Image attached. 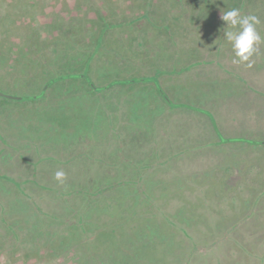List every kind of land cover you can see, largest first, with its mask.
Returning <instances> with one entry per match:
<instances>
[{
    "label": "crops",
    "instance_id": "0c3cea01",
    "mask_svg": "<svg viewBox=\"0 0 264 264\" xmlns=\"http://www.w3.org/2000/svg\"><path fill=\"white\" fill-rule=\"evenodd\" d=\"M153 2L154 5L149 9L148 14L144 12L137 13L136 15L128 17L127 20L118 18L114 22L109 23V27L103 31L100 40H97L96 37L95 43H90L93 46L91 49L93 52L90 51L89 53H93V57L84 69V72H88L87 76L95 78L96 81H99L96 85L102 86L103 88L116 85L102 84L107 83L110 79H114L110 77L112 73H115L117 76H122L125 80L131 77L129 71L134 67H137L140 73L145 72L143 74L145 79L140 80L141 78H134L135 80L132 83H118L117 96L119 106L116 109L117 114L114 115V119L112 118V125L114 120L116 122L113 125L114 129L116 128V135L112 132L109 137L114 139L115 136L119 135L122 139H127V152L130 156L126 164L123 165L125 168L119 172L118 178L110 175V181H120L123 178H127L126 182L143 180L145 190L154 200V204L149 205L150 208L145 209V212L147 214L159 215L158 219L151 221L160 227L159 231L164 237L161 240L165 242L164 247H162V243L159 244L157 242L158 240H154V243H157L156 246L151 245V249L149 248V250L145 249L142 252H134L133 256L134 260L136 259V264H147L150 261L158 262L162 259H167L170 263H176V261L182 258L185 253L183 250H188V246L190 245V239L184 233V228L186 230H189V228L191 230L197 229L193 225H196L201 220L197 217L199 215L197 210L204 206V198L210 200L209 204L213 205L212 210L214 212H216V205H220L221 203L227 205H221L222 208L217 207L218 212L221 213V217L219 221L216 220L213 222L214 224L217 223L215 226L210 227L206 224V221L204 222L206 230L209 232L208 235L213 237L215 232L211 233L210 231H223V229L233 223V226L237 229L235 235L239 237V243L246 245L250 242H245L247 240V235L244 233L246 230H242L241 223L244 216L245 218L248 216V219L254 223L255 227L253 233L248 234L254 236L255 242L260 238L264 239V233L262 231L260 232V228H264V205L258 207L259 209H255L251 215H248L249 208L241 203V199L243 201L250 197H257L258 190L262 191L264 189V185L262 184V181H264V162L262 161L264 160V141L240 137L226 138L221 134L222 128L219 130V127L214 123V116L220 118V121L225 120L226 114L233 105L232 103L236 101L232 100L234 94L238 96L245 95L242 91L238 90L242 89L249 82L259 88H261L259 85L264 86V41L256 46V51L249 62L234 64L232 62L234 53L231 44L228 42L226 47L223 45L225 35L223 36V41L222 39L220 40V35L217 38L218 41L213 39L215 37L214 31L219 34L221 33L220 26L221 22H223L221 21V15L224 13L222 1H208L207 4L211 5H205V0H183L185 7L194 2L197 5L201 4L199 8L207 13V16L204 13L203 18L199 21L207 26V33L203 34L199 33V23L196 21L193 22L194 20L192 18H188L190 16L189 12L197 13L193 7L191 9L189 8L185 14L181 13V10L184 11L185 9L179 6V0L176 1L172 8H166V0H156ZM169 20L171 22L169 26L166 25V28H168L166 30L162 26L167 24ZM191 24L197 26L198 29H196V32L185 30ZM97 27L98 24L96 21L94 24L92 23L91 29ZM229 29L232 30L230 27ZM257 31L264 38V32L260 24L257 25ZM208 32H212L211 38H209ZM200 38L203 39L201 43L199 42ZM195 41L196 44H194ZM226 42L227 40H225ZM66 47L62 48L64 50L62 51L64 60L58 65L59 70L66 76L60 84L59 82L55 83L56 81L50 82L52 77H55L54 73H56L53 63H48L45 67H43L44 65H37L33 62H29V64H26L27 62H20L21 64H17L19 67L14 71L16 72L15 79L17 81L13 82V89H20L24 84L32 85L35 81H38V86L31 90L33 91L31 95L20 96L15 94V99L39 97L43 101H47L48 106L45 113L40 111L37 115L35 113L20 112V116L13 122H20L22 125L21 127L24 132L16 133V138L19 137L17 139L21 140L20 143H25L24 148L26 147V151H30L28 146L30 147L33 144H29L30 140H27L28 138H37L42 144L48 143L51 145L49 148L54 149V151L48 149V144L44 150L50 152V155H54L52 158H56L57 163L63 165L62 171L76 180L74 173L76 169L73 168L77 162V158L73 162L72 160L80 153L79 150L81 149L79 144L81 141L77 138L76 140L73 139L72 136H68V132L72 131V133H75L80 129L76 131L71 125V113L75 114L79 112L82 104L86 105V108L94 105V99H92V88L86 84V81H83L81 84L80 81L82 78L79 79L78 76H71L68 73L71 70L70 57L73 52ZM19 49L15 48V51H19ZM46 49L48 51H46L47 54L52 53L49 48ZM40 53L37 51L36 55ZM209 55L215 59V62L210 61ZM198 61H201L206 68L203 70L198 68L196 65ZM222 62H225L235 73L224 67L223 65L225 63ZM248 63L251 64L250 67ZM24 64L26 66H21ZM31 66L32 69H30ZM47 66H50V68ZM195 66H197L196 69L194 68ZM243 71L245 72L244 74L242 73ZM156 72L159 73L155 75ZM20 76H24V81L18 80ZM237 76L242 79L235 78ZM232 78H235L234 82L230 81ZM65 79H67V82ZM72 80H78V83L72 85ZM8 81L10 79L8 78L6 70L0 67V97L9 98V95H13L9 92L12 88L6 91L2 90L5 83L7 85L9 84ZM159 87L165 91L168 103L173 105V108H178L179 110H173V112L168 110L171 107L163 99L162 94L158 90ZM1 93L8 96H2ZM48 99H51L50 103ZM113 99L115 98L113 97ZM2 100L4 98H0V111L3 109ZM256 109L258 111L253 112L251 107H248L245 111V115L248 118L252 117V120H249L251 124L247 128L254 132H257L261 128L264 129V99L261 100L260 106ZM136 110H139V112L136 113ZM51 112L53 113L52 116ZM123 112H126V115L121 116L120 114ZM101 114L102 119H105L103 113ZM173 114L181 115L188 122L190 131H185L184 133L190 139L183 141L179 144L178 148L169 147L170 145L164 143V141L160 145L158 144V146H152L151 148L147 139L150 133L152 134V120L157 118L155 124L158 125L160 119L163 121L164 118L173 117ZM33 117L41 119V125L37 126L36 124H32ZM46 122L52 124L51 126L47 125L48 128L52 129L47 132H40L39 130L44 127ZM24 126L36 127L27 128ZM59 126L67 132L59 129ZM13 129L15 128L13 127ZM26 129L28 130L26 131ZM106 130L107 128L103 129V131L96 132L95 134L98 137L95 138L93 135V139L85 141H89L87 144L90 145L89 150H100L99 146H101L102 137L105 135ZM80 131L85 132L82 129ZM216 132L219 134V137L222 136L221 138L228 140L222 139L219 141V138H215ZM0 136L2 137L1 134ZM7 141L12 143L10 140ZM95 143L100 145H95ZM195 144L199 147L198 151L193 150ZM144 149L154 150L152 152L150 150L149 154H147ZM229 149H233L235 154L227 156ZM116 152L117 148L113 149L110 154L115 157ZM5 154L0 149V167H2L1 164L4 160L5 167L13 166V156ZM215 154H218V157L223 156L227 161L224 159L222 164L210 165L207 169L208 176L210 179H214L210 180V182H202L197 178V171L200 174L202 168L197 169L195 166L204 163L203 159L205 157ZM87 165L88 163L83 164L81 160L80 166L82 168ZM239 165H244V170L243 174H238L234 178L233 189H221L224 187L220 186L221 188H218L215 183H212L217 179L215 178L217 176L215 172L216 166L219 168L222 167L221 174L217 180L221 176L224 180V174L226 172L233 174ZM50 175L52 174L50 173ZM48 176L44 174L41 178L45 179V181L50 180L51 182L52 180ZM34 179H32V182ZM29 180L31 181V179ZM65 180L68 182L71 181L68 179ZM182 181L181 188L176 190L175 183ZM0 185H3V189H0V192L5 198L9 194H13L14 196L19 194L15 186L10 182L5 183L2 181ZM201 189L205 193L203 198L199 195ZM121 190L111 191V194H108V196L138 198L142 195L140 194L142 189L134 190L130 188ZM104 192L105 190L100 195L103 196ZM221 197L225 199L222 201ZM230 197L238 198L239 204H234L229 199ZM197 198L201 199L195 202L193 199ZM9 201H11V198H9ZM29 202L32 203L30 200ZM80 203L78 205H70L71 207L67 208V210H61V214H68L66 218L68 223L71 220L76 221L80 218L76 222L80 223L82 220H85L84 228L87 227L86 229L89 230V233L96 232L98 234L99 232L106 233L108 231L111 235L116 236L115 239H120L123 246H135L132 240H124V238L130 239V237H134L133 232L126 228L125 230L119 228V225L117 226L115 224V218L109 216V214L118 213V211L114 212V210H106V208L99 207L84 208L83 203L82 205ZM183 205H186V212L189 213L190 217L180 214V209ZM0 211H2L1 208ZM83 214L84 216H82ZM223 221L227 223L226 227H224ZM176 222L181 225L185 224L186 227H179ZM52 223L54 222L52 221ZM94 225H98L99 228L94 229ZM195 235L198 237L196 233ZM82 240L84 238L80 239V241ZM180 244L183 245L179 246ZM251 244L254 243L251 242ZM240 247L242 248V246ZM122 250L120 248L119 251ZM113 254L114 251L108 254V256L104 255V257L106 256L104 259L111 261ZM257 255L261 256L262 251Z\"/></svg>",
    "mask_w": 264,
    "mask_h": 264
},
{
    "label": "rangeland",
    "instance_id": "374dc122",
    "mask_svg": "<svg viewBox=\"0 0 264 264\" xmlns=\"http://www.w3.org/2000/svg\"><path fill=\"white\" fill-rule=\"evenodd\" d=\"M171 1L173 0L167 1L168 3L166 4L163 2L166 5V8H171L170 7ZM208 1L217 2L218 0H205V5H211V4H207ZM179 3H180L179 6H182L185 9L184 11L181 10L184 13L189 8L191 9L192 7L194 8V11H197L201 5V4L197 5L196 3L193 2L192 3L193 5L190 4L189 6L185 7L183 0H179ZM176 9L178 10V8ZM0 10L2 12L5 11V2L0 3ZM103 10H105V7H103ZM199 11L201 12V9H199ZM256 11L257 12H254V14L257 17H259L261 21L260 25L264 26V5L258 6ZM247 12L248 11H245V13ZM197 14H198V16L196 15L197 19L203 18V16H201L199 12H197ZM205 14L207 16V13ZM45 15H47V11ZM36 25L35 27H33L31 23L27 27L28 28L29 26L32 27L33 29L32 31H34L35 28L34 32L37 33L38 31H40V29H38ZM65 26H66L65 31L67 33L74 34L76 30L78 32L77 33L78 36L81 37L79 33L80 30L77 28V25L76 27L71 26L70 23L66 22ZM198 30L200 34L207 33V26H205L203 23H199ZM202 40L203 39L200 38L199 42L201 43ZM74 42L77 43V40H74ZM194 44H196V41ZM71 45H73V42H71ZM28 47L32 48L33 45L31 46L28 45ZM67 48L71 50H76V48L75 49H72V47L70 48L69 45L67 46ZM36 50L37 49L34 48L33 50H31L30 52L31 54L30 53L26 54L25 57L26 58L31 57ZM53 54L54 53L52 52L48 55L46 52H44L42 54V57L47 59L49 57H54ZM209 59L211 62H215V59L211 58L210 55H209ZM11 63H9V65H11ZM35 64L41 65L40 62H37ZM86 65L88 64H84V61L80 59L79 54L76 53L74 54V59L72 56L70 62L71 70L68 72L71 74V76H78L79 79L82 78L80 81L81 84L83 83V81H86V84L92 88L93 91L92 99H94V105L86 108V105L82 104L81 110L79 112H76L75 114L71 113L72 116V118L70 119L71 125L76 129V131L80 128L85 132H81L80 129L77 132L73 130L75 133H72V131L68 132L69 133L68 136H72L73 139L76 140L77 138L78 140L81 141V142L79 141L80 142L79 147L81 149L79 150L80 153L77 157H74V159L72 160L73 162L77 158V162L73 168L76 169L74 171L76 175V180L65 174L66 177L65 179L71 180L69 182L65 179L62 182H60L54 178L55 174L53 173L57 171H62L63 165L57 163L56 158H52L54 155H50L51 154L50 152L44 150L48 143L42 144L40 140H37V138H28L27 140H30L29 144L31 143L33 144L30 147L28 146V148H30V151H26V147L24 148L25 143H20L21 140L17 139L19 137L16 138V133L24 132L20 122H13L15 119L18 118V116H20L19 114L20 112L21 113L29 112L30 114L35 113V115H37V113H40V111H42V113H45L47 109L48 102L43 101V99H40L39 97L32 99H26V98L15 99L14 96L15 94L20 96L31 95L33 92L31 90L38 86V81L37 82L35 81L32 85L24 84L20 89H16V88L13 89V82L17 81L15 79L16 72L13 71L9 75V79H10V81H8L9 84L7 85L5 83L4 86L2 87L3 91L12 88L10 89L9 92H11V94L13 95H9L10 96L9 98L0 97V98H4V100H2L3 109H1L0 111V134L2 135V137L0 136V149L2 153H6L5 155L13 156L14 160H12L13 166H7V167H5L4 164L5 160L2 161L1 164L2 167H0V183L2 181L5 183L10 182L15 186L16 189H19V187L24 188L25 193L28 196V199L32 202V206H33L32 210L35 213L34 218L39 219L40 221L39 222L34 221L35 224L33 225L32 222L33 218L31 211L25 212L24 210H19V211L16 210L12 212L13 208H27V207H24V204L22 205L20 201L14 202L12 204V207H10L8 201L9 198H14V195L9 194L5 198L4 196H2L3 194L0 192V208L2 209V211H0V215L2 218V222L0 223V239L1 240L4 239L6 244L10 243L13 244L14 246L20 245L23 247V249L26 250H29L27 246L33 245L34 247L32 248L39 255L38 256L39 258H34L33 260L36 262L35 264H52L50 262L51 259L49 257L48 260H46L45 262L39 261L40 259H43L45 255H49L48 253H45V248H49L50 251H52L60 247V246L50 245L51 243H53V239L51 237L52 227H53L52 220L54 219L56 220L57 218H59L56 221L54 220L55 222H58L59 220H61V218L66 219L68 217V214L66 215H64V213L61 214V210L62 209L67 210V208L71 207L70 205H78L79 202H81L80 205H82L83 203L84 208L99 207V208H106V210L118 211L119 212L118 218L121 219V215H122L126 219L125 228L127 230L132 231L134 237L132 238L130 237V239L124 238V240L127 241L132 240L135 246L125 247L119 241L120 247L121 249H123L122 251L119 250L117 251V259L119 260L120 264H136L135 262L136 259L134 260V256H133L134 252H142V250L145 249L149 250V248L151 249L150 247L151 245H155V246L157 245V243H154V240H158L157 242H159V244L161 243L165 244L164 241H161L164 239V237L163 234H161V232L159 231L160 227L157 224L153 223L154 219H158L159 215L147 214L145 212V209L150 208L149 205L154 204V200L153 197L150 196L149 193L145 190V183L143 182V180L140 179L137 182H126L127 178H123L120 181L118 180L110 181L111 176L114 178L115 177L118 178L117 176L119 175V172L125 168L123 167V165L126 164V162L130 158L126 146L127 139H122L121 137H119V135L115 136L114 139L109 138L112 132H114L116 135V128L114 129L113 126L116 122L114 120L112 125V118L114 119V115L117 114L116 109L119 106V99L117 96L118 95L117 88L119 86L118 83H122V82L132 83L133 80H135L134 78L136 79L141 78L140 80L145 79V77L143 76L145 72L140 73L137 67H134L133 69L131 68L132 70L129 71L131 77L125 80L122 78V76L120 75L117 76L115 75V73L114 74L112 73L110 77H113L114 79H110L108 80L107 83H102V84L103 85L116 84V85H111L110 87L103 88L102 86L96 85L99 81H96L95 78L87 76L88 72H84ZM196 65L198 66V68H201L202 70L206 68L203 65V63H201V61H198ZM197 66H195L194 68L196 69ZM223 66L231 70L226 65V63ZM12 67L13 66H11V68ZM30 69H32V66L30 67ZM55 72H56L54 73L55 77H52L50 82L56 81L55 83L58 82L59 84L62 83V80H64L66 76H64V74L59 70V68H56ZM158 73L159 72H156L155 75ZM242 73L244 74L245 72L243 71ZM235 78L242 79L239 76ZM235 78H232L230 81L234 82ZM18 80L24 81V76H20ZM65 80L67 82V79ZM77 83L78 80H72L71 82L72 85ZM259 86L261 88L257 87L256 85H252L249 82L242 89L238 90V91H242L245 95L238 96L234 94L233 96L234 99L232 98V100H236V101L232 103L233 105L230 107L229 112L226 114L225 120L223 119L220 121V118L214 116L215 119L214 123L219 127V130H221L220 128H222L221 134L224 137L226 138L240 137V138H249L252 140L264 141V129L263 128L258 129L257 132H254L253 130L250 131V129H248L247 126H250L251 124L250 121L252 120V117L248 118L247 115H245V111L248 107H251L253 112H257L258 109L256 108L260 106L261 100L264 99V86L261 85ZM120 90L122 89L120 88ZM158 90L160 94H162L163 99L168 103V99L167 96H165L166 94L163 88L159 87ZM1 94L2 96H8L4 93ZM113 97L115 99H113ZM48 100L50 103L51 99ZM168 105L171 107L168 109L170 110V112H173V110L174 111L179 110L178 108H173L174 106L170 105L169 103ZM253 108H255V110H253ZM61 112L63 113V111ZM135 112L138 113L139 110H136ZM101 113H103L105 119H102ZM52 115L53 113L51 112V116ZM120 115L124 116L126 115V112H123ZM156 119L157 118H154L152 120L153 122L152 134L150 133L149 138L147 139L151 148L152 146H158V144L160 145L163 141L164 143L169 144L170 145L169 147L178 148L179 144H181L183 141L190 139V137L184 133L185 131H190L189 124L184 120V117H182L181 115L173 114V117L164 118L163 121L160 119V123L158 125L155 124L157 121ZM32 121H33L32 124H36L37 126L41 125V119L37 117H33ZM47 125L51 126L52 124L46 122L44 127L41 128L39 131L47 132L48 130L52 129V128H48ZM154 125L155 127H153ZM13 127L15 129H13ZM30 127H36V126H30ZM58 128L63 130V132L64 131L67 132L64 128L60 126ZM105 128H107V130L105 131V135L102 137L101 146H99L100 150L97 151L91 149L89 150L90 145H87L89 141L88 142L85 141L88 139H93L94 137L95 138L98 137V135L95 133L100 130L103 131V129ZM27 130L28 129H26V131ZM221 137H219V134L216 132L215 138L216 139L219 138L218 140L221 141L223 139ZM226 138L223 140H228ZM7 140H10L12 143L8 142ZM95 145H100V144L95 143ZM47 146L48 149L54 151V149L49 148L51 145L48 144ZM116 148H117V152L114 157L110 153H112V150ZM150 150L151 149H144V151L147 154H149ZM153 150L154 149H152L151 152ZM193 150L194 151L199 150L197 144L194 145ZM232 152L233 149H229L227 156L235 154L234 152L233 153ZM224 159L225 158L223 156L218 157V154L205 157L203 159L204 163L199 164L201 166L199 165L195 166V168L197 169L202 168L200 174L199 171H197V176H198L197 178L200 179L202 182H210V180L214 178L212 179L209 178L207 172L208 167L213 164L216 165L222 164V161ZM81 160L83 164L88 163V165L82 168V166H80ZM72 162L71 164L73 165ZM65 164L69 165L68 163ZM221 169L222 167L219 168L216 166L215 172L217 176L215 178H218V176L221 174L220 173ZM137 170L141 171L140 169ZM50 173L52 175H50ZM44 174L49 175L48 177L52 181L50 182V180L45 181V179H42L41 176ZM7 176H10V180H7ZM33 178L35 179L32 182ZM29 179H31V181ZM130 188L134 190L142 189V192H140V194L142 195H140L138 198L108 196V194H111V191H116V190L122 191L121 189H130ZM103 190H105V192L104 195L101 196L100 194H102ZM204 194H205L204 190L201 189L199 195L203 198ZM199 199L201 198H197L193 200L195 202H198ZM221 199L223 201L225 198L221 197ZM229 199L234 204L235 203L239 204L238 198L230 197ZM203 200H204L203 203L204 206L198 208L197 210L199 214L197 215V217H199L201 220L198 223H196V225L195 224L193 225L197 229L191 230L189 228V230H186L184 228V233L187 234V236L190 239L189 240L190 245L188 246V250L187 249L183 250L185 252L184 256L180 258L178 261H176V263L175 262L170 263L167 259L166 260L162 259L158 262L150 261L147 264H264V239L260 238L257 242H255L254 236L248 234V233H253V230L255 228L254 223L248 219V216L246 218L244 216L243 221H247V222L242 221L241 227L242 230H246V232H244L247 235V240H245V242L247 241L250 243H247L246 245L244 243H239L240 241L239 237L233 234L234 232H237V229L236 227L233 226V223L229 225L227 228L223 229V231L222 230L210 231L211 233L215 232V235L212 237L211 235H208L209 232L208 230H206V225L204 222L206 221V224L210 227H212L213 225L215 226L217 223L214 224L213 222H215L216 220L219 221L221 217V213L218 212L217 207L219 206V208H222V206L226 204L221 203L220 205H216V212H214L212 210L213 205L209 204L210 200L208 198H204ZM248 202H249L248 199H245L243 201L241 199L242 204L248 205ZM180 211H181L180 213L181 215L190 217L189 213L186 212V205L181 206ZM53 212H55L56 215ZM189 212L191 211L189 210ZM128 213H133V214L130 215L129 217ZM82 216H84V214ZM109 216H111V214H109ZM176 224L179 227L182 226L186 227L185 224L181 225L178 222H176ZM223 225L224 227H226L227 223L224 222ZM33 226L35 227V229ZM260 229H261L260 232L262 231V233H264V228H260ZM225 232L228 233L230 232V237H228L225 234ZM195 233L198 235V237L195 235ZM251 242H253L254 244H251ZM3 243H1L0 241V264H7V258L9 259V256H7L8 254L6 252L4 253ZM182 245L180 244L179 246ZM238 245L242 246V248ZM114 247H117V245L114 244ZM109 249H110V253H112L113 250H111L112 249L111 245ZM89 250L90 251L92 250L91 245ZM260 251H262L261 256L257 255L259 254ZM121 260L124 262H121ZM150 260L152 259L150 258ZM28 264H30V262Z\"/></svg>",
    "mask_w": 264,
    "mask_h": 264
},
{
    "label": "trees",
    "instance_id": "16d2710c",
    "mask_svg": "<svg viewBox=\"0 0 264 264\" xmlns=\"http://www.w3.org/2000/svg\"><path fill=\"white\" fill-rule=\"evenodd\" d=\"M153 1L156 0H0V3L5 2V11L2 12L0 10V67L1 69L6 70L8 78L10 73L19 67L17 64L20 62L25 63V61H27L26 64H29V62H40L41 66L44 65L43 67H45V65L48 63H53L56 69L58 68V65L64 60L62 57V51L64 50L62 48L68 45L70 48L72 47V49L76 48V50H72L73 55L71 54L70 61L72 56L74 59V54L78 53L80 59L84 61V64H89L91 58L93 57V53H89L93 48V46H91L92 44L90 43H95L96 37L97 40H100L103 31L109 27V23L114 22V20H117L118 18L127 20L128 17L136 15L137 13L144 12L145 14H148L149 9H151L154 5ZM176 1L177 0L171 1V8L174 6ZM218 1H222L223 3V12L231 10L232 8H238L242 15H255L254 12H257V7L264 5V0ZM103 7H105V10H103ZM199 9L200 8H198L196 12H199V14L203 16L205 11L201 9L200 12ZM46 11L47 15H45ZM245 11L248 12L245 13ZM181 13L184 12L181 11ZM189 15L190 16L188 18H192V20H194L193 22L196 21L200 23L199 21L201 18L197 19V13L191 11L189 12ZM95 21L97 22L98 27L91 29V25L92 23L94 24ZM66 22L70 23L71 26L76 27L77 25V28L80 30L79 33L81 37L78 36V32L76 30L74 34L67 33L65 31ZM170 22L171 21L169 20L168 23L162 27L168 30L166 25L169 26ZM31 23L33 27H35L37 23L36 27H38L40 31L35 33V28L34 31H32V27L29 26L28 28L27 26ZM195 26L196 25L191 24L185 30L196 32V29L198 28ZM261 27L264 30V26L261 25ZM220 30V34L214 31L215 37L213 39L217 40L220 35V40L222 39L223 41L224 33L230 29L228 26H225V22L223 21L221 22ZM211 33L208 32L210 36L209 38L212 36ZM224 39L226 40L225 37ZM74 40H77V43H75ZM225 40L223 43L224 47L228 45V42L225 43ZM71 42H73V45H71ZM28 45H33V47L29 48ZM15 48L20 49L19 51H15ZM34 48L37 50L32 54L31 57L26 58V54H29ZM46 48H49L54 53V57H49L47 59L42 57V54L47 51ZM37 51L41 53L35 55ZM9 63H11V65H9ZM11 66L13 67L11 68ZM21 66L26 65L24 64ZM47 67L50 68V66ZM262 161L264 162V160ZM243 170L244 165H239L233 174L231 173L232 175L226 172L224 174V180L221 176L219 180H217V178L212 183H215L218 188L221 186L224 187H220L221 189L231 190L234 188V178L238 174H243ZM7 180H10L9 176L7 177ZM262 182L264 185V181ZM182 184L183 181L180 183L176 182V190L181 188L180 186ZM0 189H3V185H0ZM16 190L19 192V194L14 196V198H11V201H9V206L14 202L20 201L22 205L24 204V207L27 208H13L12 212L16 210H24L25 212L31 211L33 225L35 224L34 221L39 222V219L34 218L35 213L32 210L33 206L32 203L29 202L24 188L19 187V189ZM257 194V197L248 198V205H245L247 208H249L248 215H251L254 213L255 209H259L258 207L264 205V189L262 191L258 190ZM118 213H112L111 216H114L116 222L115 224H117V226L119 225V228H123V230H125L126 219L122 215L121 219L118 218ZM132 214L133 213H128V216L130 217ZM88 215L90 216V214ZM54 220H52L54 223H52L53 227L51 233L53 243L50 245L60 247L52 251H50L49 248H45V253H48L49 255H45L44 258L40 259L39 261L45 262L49 257L52 264H120L119 260H117L116 254V251H118V249L120 250L121 248L118 244L120 239H115V235H111L108 231H106V233L99 232L98 234L96 232L89 233V230L86 229L87 227L84 228L85 220H82L80 223L76 222L75 220H68L70 223H68L66 219H61L58 222H55L56 220ZM1 222L2 218L0 215V223ZM95 228L97 229L99 226L94 225V229ZM235 233L236 232L233 234ZM225 234L230 237V232H225ZM82 238H84V240L80 241ZM0 241L1 243L4 242V253L6 252L8 254L7 256H9V259L7 258V264H28L29 262L30 264H35L36 262L33 261L34 258H39V255L32 248L34 247L33 245L27 246L29 250H26L20 245L14 246L10 243L6 244L4 239H0ZM114 244H116L117 247H114ZM90 245L92 246L91 251L89 250ZM110 245L112 246L111 250L114 251V254L112 255L113 258L111 261H108L107 259H104L106 257H104V255L108 256V254H111L109 249ZM161 245L162 247L165 246L163 243ZM121 262L124 261L121 260Z\"/></svg>",
    "mask_w": 264,
    "mask_h": 264
},
{
    "label": "clouds",
    "instance_id": "9594fccd",
    "mask_svg": "<svg viewBox=\"0 0 264 264\" xmlns=\"http://www.w3.org/2000/svg\"><path fill=\"white\" fill-rule=\"evenodd\" d=\"M225 26H229L232 30L224 33L227 42L231 44L234 53V64H242L249 62L250 58L256 51L264 38L257 31V25L260 24L259 17L255 15H242L238 8H232L221 15ZM250 67L251 64L248 63ZM57 181L62 182L65 178L63 171H57L54 177Z\"/></svg>",
    "mask_w": 264,
    "mask_h": 264
}]
</instances>
